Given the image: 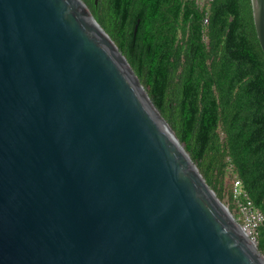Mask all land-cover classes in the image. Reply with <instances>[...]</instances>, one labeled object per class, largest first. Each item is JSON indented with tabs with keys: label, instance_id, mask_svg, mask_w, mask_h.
<instances>
[{
	"label": "water",
	"instance_id": "95a60500",
	"mask_svg": "<svg viewBox=\"0 0 264 264\" xmlns=\"http://www.w3.org/2000/svg\"><path fill=\"white\" fill-rule=\"evenodd\" d=\"M0 264H264L82 0H0Z\"/></svg>",
	"mask_w": 264,
	"mask_h": 264
},
{
	"label": "trees",
	"instance_id": "16d2710c",
	"mask_svg": "<svg viewBox=\"0 0 264 264\" xmlns=\"http://www.w3.org/2000/svg\"><path fill=\"white\" fill-rule=\"evenodd\" d=\"M82 1L217 199L237 219L239 179L264 214V54L250 0H213L206 26L195 0ZM124 16L140 19L135 33ZM255 246L264 257V224Z\"/></svg>",
	"mask_w": 264,
	"mask_h": 264
},
{
	"label": "built area",
	"instance_id": "2783aa9c",
	"mask_svg": "<svg viewBox=\"0 0 264 264\" xmlns=\"http://www.w3.org/2000/svg\"><path fill=\"white\" fill-rule=\"evenodd\" d=\"M212 1L195 0L196 5L204 12V26L208 24V11ZM231 193L237 210L236 220L250 241L256 244L259 228L264 224V214L253 205L239 179H234Z\"/></svg>",
	"mask_w": 264,
	"mask_h": 264
},
{
	"label": "flooded vegetation",
	"instance_id": "af4514ba",
	"mask_svg": "<svg viewBox=\"0 0 264 264\" xmlns=\"http://www.w3.org/2000/svg\"><path fill=\"white\" fill-rule=\"evenodd\" d=\"M131 20V19H130ZM140 23V19L136 20V23L131 27V21H128V17L124 16L119 20V24L121 26V29L124 31H130V28L135 33L138 29V24Z\"/></svg>",
	"mask_w": 264,
	"mask_h": 264
}]
</instances>
